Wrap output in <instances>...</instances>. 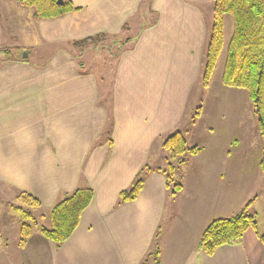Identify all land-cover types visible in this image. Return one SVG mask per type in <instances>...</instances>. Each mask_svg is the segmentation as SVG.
Listing matches in <instances>:
<instances>
[{
  "label": "crops",
  "instance_id": "1",
  "mask_svg": "<svg viewBox=\"0 0 264 264\" xmlns=\"http://www.w3.org/2000/svg\"><path fill=\"white\" fill-rule=\"evenodd\" d=\"M67 1L76 10L32 23L33 44L49 45L40 49L42 65L21 56L0 64V183L29 194L49 211L64 192H93L72 235L58 248L50 241L38 244L32 254L46 251L48 264H139L158 232L161 264H264V244L258 238L264 231V212L256 216V228L247 229L239 241L218 247L212 255L198 250L200 236L213 219L232 216L250 201L232 197L238 178L242 187L247 180L248 189L264 181L258 165L264 142L258 132H251L246 118L224 131L218 118L220 123L215 120L209 128L212 140L219 136L215 149L221 163L208 166L217 173L212 199L196 190L198 180L192 192L183 185L168 196L166 175L158 166L134 201L117 204L119 192L144 165L157 160L160 148L155 145L180 124L192 89L201 84L213 0ZM0 7L9 15L23 10L18 0H0ZM223 24V46L211 79L217 84L232 18L225 15ZM124 32L132 35L131 41L118 51L107 107L97 74L85 71L84 60L69 45L105 34L120 46L115 39ZM219 87V92L238 93ZM204 171L199 167L190 173L197 177ZM256 203L257 198L249 209Z\"/></svg>",
  "mask_w": 264,
  "mask_h": 264
},
{
  "label": "trees",
  "instance_id": "2",
  "mask_svg": "<svg viewBox=\"0 0 264 264\" xmlns=\"http://www.w3.org/2000/svg\"><path fill=\"white\" fill-rule=\"evenodd\" d=\"M18 0L19 4L32 10L34 19L49 20L63 16L65 13L76 10L67 0ZM229 15L232 18V34L227 45L226 57L223 66L221 84L225 87L237 88L246 91L248 101L256 117L258 133L264 142V0H213L212 23L209 39L206 45L205 61L201 74V85L206 89L212 79V75L223 46V17ZM138 35V34H137ZM105 34H97L72 45L82 47L93 41L106 39ZM128 39L123 43L126 44ZM80 64V63H79ZM191 117V124L198 117L195 112ZM161 148L167 153L166 188H170L171 195L178 193L182 185L174 182V166L171 160L177 159L183 163L181 157L185 154L195 156L202 151L201 147L188 146L184 135L180 131H174L161 142ZM259 168L264 173V145L259 161ZM153 171L148 165H144L137 173L130 186L119 192L117 204L134 201L139 195L146 176ZM19 200L27 208H40L37 199L29 194L20 192ZM93 198L90 188H77L72 192H64L59 200L49 211L50 227H40L42 236L55 247H60L75 231L85 209ZM252 200L245 203L240 210L229 217L213 219L203 230L198 250L206 255H212L215 250L223 245L235 243L241 239L249 228H256L255 217L249 213ZM22 214V217L31 218L20 207H14ZM31 234L29 224L20 227V246L26 244ZM159 233L154 235L152 250L147 252L139 264H161L159 249L156 241ZM261 243L264 244V231L258 234Z\"/></svg>",
  "mask_w": 264,
  "mask_h": 264
},
{
  "label": "rangeland",
  "instance_id": "3",
  "mask_svg": "<svg viewBox=\"0 0 264 264\" xmlns=\"http://www.w3.org/2000/svg\"><path fill=\"white\" fill-rule=\"evenodd\" d=\"M20 6L23 7V10L21 9L22 11L19 9L15 12H10V15L5 14L4 9L0 7V64L3 63L7 57L17 56L20 58L19 56H21L23 52H26L27 56L24 57L25 61L29 64L40 66L43 64L42 57L44 54L40 49H42L43 44H45L47 48H49V45L46 43L40 45L38 42L35 44L39 45L33 44L31 32L36 30V25L34 27L32 23L34 22V24H36L37 19L33 18L31 9L22 5ZM151 17V15L148 16L147 20L151 19ZM129 35L132 36L130 33L126 34L124 32L122 36L115 39L116 41H121L120 46L119 42H113L114 39L112 40L111 37L105 40L101 39L99 41L90 42L82 47L69 45V48L76 57L80 60H84L85 71H90L95 76L97 74L96 78L99 88L109 99L108 102H104L107 107L110 105L112 98L111 90L118 62L117 54L121 48L126 47H123V43L130 38ZM120 38L122 39L120 40ZM53 47L54 45L50 48ZM79 62L81 63L82 61ZM219 86H223L221 81L220 84H217L213 79L210 84V89H203L201 84L199 88L194 87L185 108V116L180 124L172 131H180L184 135L188 146L201 147V152H203L202 154H200V152L196 156L189 154L183 155L181 157L183 160L182 164L178 163L177 159L171 160L175 168L173 176L174 182L182 186L186 185L187 190L192 192L194 186L197 184L196 180H198L200 183L196 190L202 192L207 200L212 199L217 193V187L214 186L213 180V176L217 175V173L213 170L210 171L208 166H219L221 164L219 162L220 150L217 151V149H215L219 144V136L212 140L214 135H210L211 132L209 128L217 121L218 123L221 122L220 130L224 131V129L227 130L232 123L246 118L249 121L251 132H258L256 117L248 101L246 91L232 88L231 90L237 91L238 93L237 95H229L230 91H227L229 89H225L226 91L224 92H219L221 89ZM195 112H198L199 115L194 119V123L191 124L190 120ZM218 118H220V122ZM109 124L113 125L112 107H110ZM159 144L160 142L158 145H155V147L158 146L160 148H158L159 154L154 157L155 160H157L149 166L151 168L160 166L165 170L168 167L165 160L167 153ZM236 146L234 142L232 148H236ZM215 150L217 151L216 154H214ZM156 162H159V164ZM199 167H203L205 171L201 174H196L197 177L193 176L190 171L197 172ZM237 182H239L237 183L239 187L232 190V197L238 198L239 201H243L242 199L246 197L253 201L257 198L255 207H252L249 213L255 217V220L256 216L260 218V214L264 212L263 179H259L256 183H251L250 189L246 187V179L244 180L243 187V180L238 178ZM194 183L196 184L194 185ZM224 189L223 186L222 192L225 191ZM246 192L247 196L243 195ZM18 195V191L10 189L0 183V264H40L41 259H39V256L42 258L43 264H48V253L46 251L36 252V254L39 255L36 256L34 253L32 254V247L38 244L41 245V243L47 244V242H49L40 233V227H50L48 217L49 210L27 208L19 200ZM167 195H171L170 188L167 189ZM169 204H172V202L169 201ZM14 207L22 208L25 213H29L31 218L26 219L22 217V214L16 211ZM25 223L29 224L31 228V234L26 241V244L27 242L30 243L27 247V251L23 250L26 244L24 246H20L19 244L21 238L20 227Z\"/></svg>",
  "mask_w": 264,
  "mask_h": 264
},
{
  "label": "water",
  "instance_id": "4",
  "mask_svg": "<svg viewBox=\"0 0 264 264\" xmlns=\"http://www.w3.org/2000/svg\"><path fill=\"white\" fill-rule=\"evenodd\" d=\"M57 3H58V4H61V3H62V0H58ZM21 56H22V58L24 59V57L27 56V53H26V52H23Z\"/></svg>",
  "mask_w": 264,
  "mask_h": 264
}]
</instances>
